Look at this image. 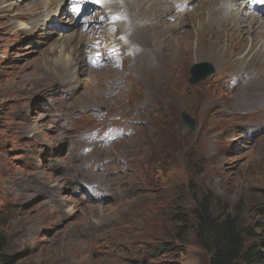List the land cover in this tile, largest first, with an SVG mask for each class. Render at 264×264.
<instances>
[{"label":"rangeland","instance_id":"obj_1","mask_svg":"<svg viewBox=\"0 0 264 264\" xmlns=\"http://www.w3.org/2000/svg\"><path fill=\"white\" fill-rule=\"evenodd\" d=\"M50 1L52 8L55 0ZM63 1L57 8L63 9ZM103 1H92L94 20L81 32L89 41L80 55L66 39L80 30L54 34L58 25L43 13L46 0H0V235L7 241L5 255L15 256L13 264H211L195 232L198 202L206 199L214 214L228 209L256 232L252 243L263 254L256 264H264V105L257 107L250 94L229 97L245 83L246 71L264 67V53H259L264 36L258 42L250 34L219 29L217 20L225 17L226 10L221 12L229 4L213 1L189 18L179 11L184 19L171 26L173 34L149 26L163 53L158 66L142 59L131 62L136 47L151 36L134 16V10L140 12L137 0H114L116 6ZM197 1L188 0L190 11ZM172 3L179 1L167 0L165 7ZM98 9L104 14L100 18ZM166 19L176 17L167 13ZM255 21L264 34V22ZM61 54L74 61L68 66L58 62ZM204 63L215 66L214 74L191 84V69ZM260 75L264 82V71ZM30 77L47 79L44 91L41 82L42 102L43 96L16 87L32 88ZM162 103L171 108L167 118ZM23 109L26 117L20 119ZM182 111L195 118L193 129L185 126ZM155 117L165 120L159 125L163 130ZM76 132H106L103 139H113L100 149L101 160L86 177L100 190L86 202L69 185L81 164L58 145L62 138L75 139ZM132 210L140 215L130 225L124 216ZM149 223L157 229L151 232Z\"/></svg>","mask_w":264,"mask_h":264},{"label":"bare ground","instance_id":"obj_2","mask_svg":"<svg viewBox=\"0 0 264 264\" xmlns=\"http://www.w3.org/2000/svg\"><path fill=\"white\" fill-rule=\"evenodd\" d=\"M2 1V0H1ZM47 4H49L50 2L53 3V1H50V0H46ZM57 1L59 0H55L54 2V5L55 6L57 4ZM111 1V0H109ZM114 1V0H113ZM129 1V0H128ZM134 1V0H133ZM166 1L167 0H137V4L135 5V7L139 8V13L134 10V16L140 21L142 22L143 24H145L142 28L145 32V34L149 33L151 36L149 37H146V39L144 41H142V44L141 45H137L138 47H136V49L134 50V54L135 56L131 58V62L132 61H135L136 63L139 61V59H142L144 61V63L146 65H150L151 63H155L159 64V61H160V58L162 56V51L161 49L159 48L158 46V42L156 41V39H154L152 37V34L150 33L151 30H150V27H153L154 29H160L161 32H163L162 34H165L167 35L168 33H172L174 31H172V28L171 26L172 25H178L180 23L183 22V16L180 14L178 15V12L180 9L182 8H185V10L182 12L183 15L186 16V18H189V16L192 14V12H194L196 9H198L199 7H202L203 4H205L201 9L202 10H205L210 6L212 5V2L216 1L217 3L220 2L221 0H198L195 4V7H194V10L193 11H190L191 8L188 7L187 3H188V0H183L182 4H175V3H172L168 8L165 7L166 5ZM226 1V0H224ZM22 2V1H21ZM107 2V1H106ZM135 2V1H134ZM222 2V1H221ZM246 0H228V4L229 6L226 7V9L223 7V11L221 12V14H224V10H226V14H224V18H222L220 21L217 20L218 22V26L219 29L222 27H224L226 30H230L231 33L234 32V33H239L241 32L242 33V36L246 37L247 34H250L252 37L255 36L256 38L258 37V42H259V39L262 38L264 36L263 32L261 30L258 29L257 27V23L255 20H258L259 22L263 23L264 22V12L262 11V9L257 6V5H254L252 7V13H250L249 15H247V17H242L243 15V12H244V9H243V5L245 4ZM110 3V2H108ZM123 3V1H122ZM130 3V2H129ZM133 3V2H132ZM114 4L116 6L117 4V1H114ZM127 4V2H126ZM219 4V3H218ZM217 4V5H218ZM26 5V4H25ZM106 5V4H105ZM110 5V4H109ZM214 5V4H213ZM222 5V4H221ZM123 6V5H122ZM132 6V5H131ZM4 7V6H3ZM25 7V6H24ZM133 7V6H132ZM134 7V8H135ZM182 7V8H181ZM13 8V7H12ZM16 8V7H15ZM23 8V7H22ZM49 8L50 7V4H49ZM128 8V7H127ZM3 9V8H2ZM17 9V8H16ZM61 9V6L58 7V10ZM109 10V9H108ZM123 10V9H122ZM114 11V10H113ZM128 11V10H127ZM213 11V10H211ZM234 11H237L236 13H234ZM122 11H120L119 13V16L122 18L123 17V13H121ZM126 12V11H125ZM133 12V11H132ZM131 13V12H130ZM167 13H172V19H174L176 17V19L174 21H171V20H167L166 19V14ZM212 14V12H210ZM69 14V13H68ZM118 14V13H117ZM133 14V13H132ZM110 17L113 15V14H109ZM178 15V16H177ZM42 16L43 14L40 15V19H39V25H41V19H42ZM117 16V15H116ZM212 16V15H211ZM210 16V17H211ZM222 16V15H221ZM133 17V18H135ZM214 17V16H213ZM218 17V16H217ZM208 18V17H207ZM149 19L150 22H147V20ZM248 19V20H247ZM214 21V19H213ZM68 22V21H67ZM138 22V21H137ZM45 24V23H44ZM34 23L30 24V27L29 28H25V30L27 31L28 30H31L33 27H34ZM38 25V26H39ZM114 26V25H113ZM119 26V25H118ZM179 27V26H178ZM112 28V27H111ZM46 29V27H44L42 30ZM141 29V28H140ZM139 29V30H140ZM152 29V28H151ZM105 31V30H104ZM141 32V31H140ZM143 33V32H141ZM173 34V33H172ZM40 35V34H39ZM71 35V34H69ZM82 33L81 32H77L76 34L74 33L73 35L71 36H67L66 39L67 41H71L72 44L70 46H68L69 48H71V51L74 53L75 51H80L82 55L83 52L82 50H80V48H84L85 45H87V41H89V38L85 41V37H82L81 36ZM109 35V34H108ZM139 36V35H138ZM172 36V35H171ZM78 37V38H77ZM110 37V36H109ZM132 37V36H130ZM162 37H164L162 35ZM252 37H251V44L253 43V40H252ZM134 38V37H133ZM77 39L78 41L77 42H74V40ZM129 39V37H128ZM139 39V37H138ZM128 41V40H127ZM134 41V39H133ZM93 42V40L91 39L90 40V43ZM129 42V41H128ZM132 42V41H131ZM89 43V44H90ZM113 43V42H112ZM126 43V42H125ZM78 44H80V47L78 46ZM92 44V43H91ZM129 45V44H128ZM132 45V44H131ZM135 45V43L133 44ZM121 46V44H120ZM67 47V48H68ZM129 47V46H128ZM65 48V46L63 47ZM93 49V48H92ZM92 49H88L89 51L92 50ZM107 49V48H106ZM134 49V47H133ZM260 49V48H259ZM132 50V49H131ZM129 51V50H127ZM259 51V50H258ZM79 52V53H80ZM86 53V52H84ZM259 53H264V44L262 46V49H260ZM131 54V53H130ZM129 54V55H130ZM133 54V53H132ZM79 55V54H78ZM124 55V54H123ZM208 55V54H207ZM85 58V57H84ZM111 58V57H110ZM77 57H76V61H77ZM80 59V58H79ZM56 60L58 62H61L62 64L64 65H69L70 63H72V61H74V57H70V55H66V57H64V55L62 56V54L56 58ZM82 60V59H81ZM88 60V59H87ZM111 60V59H110ZM119 61V60H118ZM84 62V60H83ZM111 62V61H110ZM113 62H115L114 65H118L120 67H122L120 64H116V60H113ZM75 63V62H74ZM112 63V62H111ZM85 64L87 65L88 63L85 62ZM66 67V66H65ZM71 67V66H70ZM69 67V68H70ZM42 68V67H41ZM63 68V67H62ZM208 68V67H207ZM206 68V69H207ZM264 71V67H260L259 69H253V70H248L246 71L248 73V77L245 81V83L240 86L239 88H237L234 92H232L230 96H233V97H237V100L238 99H243L245 96L247 95H252V102H254V104L258 107V106H262L264 105V102H261V103H257L258 102V98H262L264 99V82L262 81L261 79V75H260V72ZM126 72V71H125ZM243 72V71H242ZM257 74V75H256ZM63 78V77H62ZM32 83H33V87L30 88L28 84H26V86H16L17 88H23V89H27L28 91H32L30 92L32 94V96H35V95H39V96H43L41 95V89L40 87L42 88L41 86V82L44 83L43 85V91L47 89V86L45 85V80H42L41 77H30L29 78ZM74 84H76V81H74ZM72 85L73 87H75L76 85ZM21 90V89H20ZM107 90V89H106ZM253 92V94H252ZM235 93V94H234ZM15 94H19V93H15ZM45 94V93H44ZM31 96V97H32ZM44 97V96H43ZM42 97V98H43ZM41 98V99H42ZM41 99H39V101H41ZM236 100V101H237ZM107 101V100H105ZM159 102H162V101H159ZM156 104V103H155ZM235 104V103H234ZM244 107V106H243ZM18 117L21 119V118H25L26 117V109H23L20 114L18 115ZM156 119V117L154 118ZM237 119V117H236ZM167 128H170L172 129V127H167ZM105 151V150H104ZM62 169H65L64 168H59L60 171H62ZM132 186V185H131ZM134 187V186H133ZM130 188V187H129ZM127 194V193H126ZM150 203H155V199H151V202ZM149 203V204H150ZM146 204L143 206V210L146 212ZM85 207V206H84ZM148 209V208H147ZM130 212V211H129ZM138 215H140V213H137V211L135 210H132V212H130L129 214V217H125V219L130 223V225H132L134 223V220L138 218ZM131 220V221H130ZM150 224V223H149ZM148 225H145L143 227H146ZM128 229L130 228L129 224H128ZM84 236V235H83ZM99 237V236H98ZM101 255V254H100Z\"/></svg>","mask_w":264,"mask_h":264},{"label":"trees","instance_id":"obj_3","mask_svg":"<svg viewBox=\"0 0 264 264\" xmlns=\"http://www.w3.org/2000/svg\"><path fill=\"white\" fill-rule=\"evenodd\" d=\"M196 235L211 254V264H256L263 260L259 247L252 243L256 232L243 226L228 209L214 214L212 201L198 202ZM7 241L0 235V263L13 264L15 256L5 255ZM4 261V263H2Z\"/></svg>","mask_w":264,"mask_h":264},{"label":"clouds","instance_id":"obj_4","mask_svg":"<svg viewBox=\"0 0 264 264\" xmlns=\"http://www.w3.org/2000/svg\"><path fill=\"white\" fill-rule=\"evenodd\" d=\"M92 1H95V0H64L63 1L64 7L62 9V5H60L61 6L60 10H58L57 4L55 6H52V8H49V4H44V9H47L46 12L50 13L53 16H55V18L60 23L59 24L60 29H57L53 33L54 34H58V32H65L64 30H71L74 27L78 28L80 30L78 32H83V30L87 27V21H82L81 22L82 19H78L77 16L74 14V11L73 10L72 11L69 10V8H66L65 6H66L67 3L71 4V2H73L74 8H79L81 10H88L89 11V12L87 11L88 13L91 12L90 15H88V19L90 17L92 18L90 20V22H89V23H91L94 20V5H93ZM98 2H104V1L103 0H98ZM58 13H60L59 18H57L58 17V15H57ZM103 15H104L103 12L98 9V13L96 14V17L100 18ZM109 17H110V15H109ZM104 21L108 22L109 19H107L104 16ZM96 33L98 34V36L100 38V35L103 32L98 30ZM98 42H96V44ZM220 89L222 90V88H220ZM43 100H44V97L41 99V102ZM33 102H37V101H33ZM30 104L31 105H29V107L32 106V102ZM185 126L190 129V127L187 126L186 124H185ZM74 134H75V137H76L75 139L62 138L61 139L62 141L58 145L62 146L65 149V154L69 153L77 161H78V157L86 149H90L89 154L87 155V157L82 158L81 160L78 161L81 164L80 168L82 170H80L78 172V176L77 177H75V175H73L71 177L69 185L71 186L70 188L72 189L73 193H75V194L81 193L83 195V200L81 202L91 201V200L95 199L96 197H98V195L100 194V192H99L100 190L98 188H95V186H93V185H91V184L86 182V179H87L86 177H87L88 173L85 171V167L89 163L94 164L99 159L98 149L95 148V146H94L95 142L97 141V138L95 136H91V135L88 136V134H83L81 132H76ZM51 142L54 143L53 140ZM151 208H155V207H151ZM157 227L158 226H156V228H155L154 226H152L151 223L149 225V228H151V230H150L151 232H152L153 228L157 229ZM158 247H159L160 250L164 249L162 244L160 246H158ZM150 263H151V261H150Z\"/></svg>","mask_w":264,"mask_h":264},{"label":"water","instance_id":"obj_5","mask_svg":"<svg viewBox=\"0 0 264 264\" xmlns=\"http://www.w3.org/2000/svg\"><path fill=\"white\" fill-rule=\"evenodd\" d=\"M208 66L207 69L203 70L200 73H197L201 68H205V66ZM215 70V67L211 63H204V64H195L194 67L191 69V72L193 73L192 76L190 77V81L192 83H196L199 80L205 78L209 74L213 73ZM183 117L185 119V122L187 126L191 127L192 129L196 125V120L189 114L187 111L183 112Z\"/></svg>","mask_w":264,"mask_h":264}]
</instances>
